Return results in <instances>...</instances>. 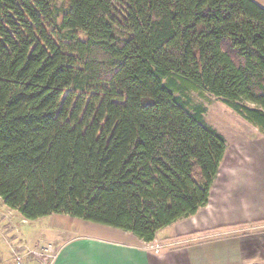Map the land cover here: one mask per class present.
I'll return each instance as SVG.
<instances>
[{
  "label": "trees",
  "instance_id": "trees-1",
  "mask_svg": "<svg viewBox=\"0 0 264 264\" xmlns=\"http://www.w3.org/2000/svg\"><path fill=\"white\" fill-rule=\"evenodd\" d=\"M177 79L264 132L254 0H0V199L150 244L209 205L226 139Z\"/></svg>",
  "mask_w": 264,
  "mask_h": 264
},
{
  "label": "rangeland",
  "instance_id": "rangeland-1",
  "mask_svg": "<svg viewBox=\"0 0 264 264\" xmlns=\"http://www.w3.org/2000/svg\"><path fill=\"white\" fill-rule=\"evenodd\" d=\"M254 1L264 8V0ZM176 96L182 99L191 112L195 108L204 109L206 123L227 141L228 149L214 184V193L224 192L231 207L240 202L242 206H247L246 212L250 213L238 218H225L226 224L222 227L209 233L193 234L196 239L184 242L183 245L195 246L208 242L205 244L208 248L220 246L225 249L226 259L217 257L212 250L207 252L208 248L204 249V254H209L212 264L217 260L223 263L232 262L235 249L243 253L242 264H264V258H261L263 255L258 254L264 252V132L247 122L221 99L179 79ZM2 206L0 199V207L8 214ZM9 213L4 219L10 229H4V232L2 227L0 229V251L6 254V262L9 263L16 264L18 255L22 258L21 264H36V257L46 258L45 264H48L53 261L56 250L74 237L93 236L117 242H139L136 237L120 230L66 215H52L23 223L17 212ZM13 238L16 243H13ZM26 246L31 250H27ZM147 246L150 248L153 245L146 244V248ZM221 256L225 258L223 253Z\"/></svg>",
  "mask_w": 264,
  "mask_h": 264
},
{
  "label": "crops",
  "instance_id": "crops-1",
  "mask_svg": "<svg viewBox=\"0 0 264 264\" xmlns=\"http://www.w3.org/2000/svg\"><path fill=\"white\" fill-rule=\"evenodd\" d=\"M2 207L10 214V210L4 204ZM246 207L242 206L240 202L231 207L224 197V192L214 193L213 187L209 205L201 210L199 214L157 233L156 239L150 244L163 246L160 255H157L148 246L146 248L145 243L133 244L101 237L85 236L74 237L59 247L55 252V256H53V261H49L48 264H172L173 262L174 264H212L209 254H204V249L209 247L205 245L208 242L198 243L195 246H187L183 243L195 240L193 234L209 233L222 227L226 224L225 218L233 216L238 218L246 215V213L250 214L246 212L248 210ZM228 210L233 211L225 213ZM8 214L0 207V215H2L0 217V229L2 227L3 232L4 229H10L8 222H5L7 220L4 219V216ZM15 241L13 238V243H16ZM25 241L28 243L27 239ZM27 250L31 249L27 247ZM211 250L214 251V255L217 257L227 258L225 249H221L220 246L212 249L208 248L207 252ZM221 253L225 255V258L221 256ZM258 254L263 255L261 258H264V252H258ZM242 255V252L235 249L232 262L223 263L217 260L215 264H242ZM6 259H8L6 254L0 251V264H14V262H6ZM35 259H37L36 264H45V261H47L44 257L40 258L41 260L37 257ZM178 259L180 260L179 263L177 262ZM28 263H31V261H28Z\"/></svg>",
  "mask_w": 264,
  "mask_h": 264
},
{
  "label": "built area",
  "instance_id": "built-area-1",
  "mask_svg": "<svg viewBox=\"0 0 264 264\" xmlns=\"http://www.w3.org/2000/svg\"><path fill=\"white\" fill-rule=\"evenodd\" d=\"M23 223H26V221H23ZM150 249L154 250L156 254H159V253H161L162 247H160L159 245H155V246L153 245V246H150ZM21 259L22 258L17 255L16 256V264H21Z\"/></svg>",
  "mask_w": 264,
  "mask_h": 264
}]
</instances>
